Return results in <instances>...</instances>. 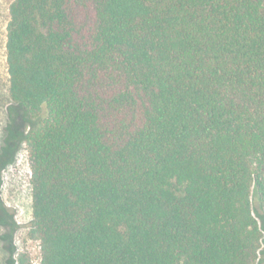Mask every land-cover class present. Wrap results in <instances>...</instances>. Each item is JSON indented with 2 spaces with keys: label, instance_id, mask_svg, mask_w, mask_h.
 Instances as JSON below:
<instances>
[{
  "label": "trees",
  "instance_id": "1",
  "mask_svg": "<svg viewBox=\"0 0 264 264\" xmlns=\"http://www.w3.org/2000/svg\"><path fill=\"white\" fill-rule=\"evenodd\" d=\"M7 32L40 264H260L264 0H15Z\"/></svg>",
  "mask_w": 264,
  "mask_h": 264
},
{
  "label": "rangeland",
  "instance_id": "2",
  "mask_svg": "<svg viewBox=\"0 0 264 264\" xmlns=\"http://www.w3.org/2000/svg\"><path fill=\"white\" fill-rule=\"evenodd\" d=\"M15 0H0V146L9 123L12 102L9 97V75L7 65V27L10 21V6ZM28 131V129H27ZM0 203L7 215L8 226L0 225V264H19L25 256L32 264H40L41 241L34 235L33 187L30 156L24 143L16 161L1 174ZM264 264V242L260 254Z\"/></svg>",
  "mask_w": 264,
  "mask_h": 264
},
{
  "label": "flooded vegetation",
  "instance_id": "3",
  "mask_svg": "<svg viewBox=\"0 0 264 264\" xmlns=\"http://www.w3.org/2000/svg\"><path fill=\"white\" fill-rule=\"evenodd\" d=\"M4 171V170H3ZM2 171V172H3ZM2 172H1V174H2ZM6 213V211L3 209V207L1 206V203H0V213ZM3 213V214H4ZM5 217H7V215L5 214L4 216H1L0 215V225H2V226H4V227H6V226H8L9 225V223L6 221V218Z\"/></svg>",
  "mask_w": 264,
  "mask_h": 264
}]
</instances>
